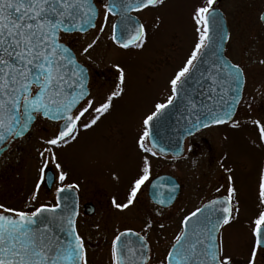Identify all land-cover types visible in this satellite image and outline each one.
Instances as JSON below:
<instances>
[{
  "label": "snow or ice",
  "instance_id": "1",
  "mask_svg": "<svg viewBox=\"0 0 264 264\" xmlns=\"http://www.w3.org/2000/svg\"><path fill=\"white\" fill-rule=\"evenodd\" d=\"M215 2L204 0L193 9L191 18L197 39L183 66L169 80L171 95L164 102L155 103L154 110L142 120V130L135 141L143 153L142 167L131 183L126 201L117 202L112 197L111 205L116 210L124 211L134 205L138 192L150 178L149 157L165 153L153 139V121L178 98L188 112V135L212 126L240 127V121L234 117L243 99L245 70L224 51L231 36L223 30V17L214 7ZM164 4L165 0H102L103 22L97 28L101 9L96 0H0V156L13 142L24 137L38 118L52 121L57 133L45 141L51 147L40 152L42 165L30 199H36L41 184L50 181L55 185L57 180L61 183L56 189L55 204H41L28 210L0 203V264H89L85 238L77 228L78 205L60 195L79 185L63 184L69 173L62 170L53 148L69 144L82 129L96 126L111 114L114 101L127 92L129 74L119 63L113 64L117 83L97 104L89 88L88 67L81 59L86 54L90 58V50L97 45L109 16L119 17L118 23L111 24L112 42L121 49L143 50L148 31L130 13ZM260 20L264 22V14ZM160 23L157 17L155 27L159 28ZM92 29L98 34L78 54L69 39ZM259 62L264 64V60ZM252 123L258 126V138L264 142V124L258 120ZM177 148L178 157L183 148L180 145ZM49 159L59 170L51 178L46 176ZM221 167L227 173L233 171L223 163ZM222 189L226 194L210 199L183 217L181 228L160 264H235L223 235L224 227L240 211L232 175L227 176L226 189L221 185L215 191L221 193ZM175 190L173 184L169 191ZM172 198L159 199L158 203L164 205ZM258 199L264 206V169L259 176ZM151 227L149 220L144 235L131 228L117 230L110 246L111 264H151L147 236ZM131 237L136 238L135 245ZM245 264H264V210L251 221V244Z\"/></svg>",
  "mask_w": 264,
  "mask_h": 264
},
{
  "label": "rangeland",
  "instance_id": "2",
  "mask_svg": "<svg viewBox=\"0 0 264 264\" xmlns=\"http://www.w3.org/2000/svg\"><path fill=\"white\" fill-rule=\"evenodd\" d=\"M203 2L204 0H165L162 7L143 11L140 19L148 31V40L143 50L134 48L125 50L115 45L108 38L112 24V18L109 16L104 32L99 33L97 45L90 50V58L87 54L81 57L108 78L100 81L96 76L92 84L94 87L92 98L97 104L105 99L117 83V73L112 67L113 64L119 63L129 74L127 92L122 98L114 101L115 106L111 114L103 117L93 128L82 129L76 140L63 147L53 148L62 170L69 173L63 184L79 185L78 188L84 192L85 200L89 197L88 179L90 175L95 174L105 179L113 197L118 198L121 193L123 183L129 179L130 160L139 152L135 141L142 130V120L154 110L155 103L164 102L171 95L169 80L183 66L197 39L191 18L193 9ZM96 3L101 9V15L97 20L98 28L103 22L102 0H96ZM215 6L223 10L228 20L231 39L227 41L226 55L233 62L240 63L246 70L243 99L236 119L253 120L259 117L263 119L262 111L253 110L255 109L253 103L257 102L258 96L264 92V64L259 62L264 60V24L260 20V15L264 11V0H223L221 3L216 1ZM157 17L161 20L159 28L155 27ZM97 34L96 29H93L73 43L80 52ZM97 87H101V91L95 90ZM104 89L108 93L101 95ZM232 131L233 136L228 134L233 144L232 155L235 157L237 153L245 163H250L254 177L252 180H245L244 183L242 181L238 183L237 180L239 216L234 228H229L223 235L227 250L234 254L235 264H245L251 244V221L260 210H264V206L257 202L253 191L258 187L257 182L261 173L260 169L256 168L258 165L255 166L260 160L261 149L258 142L250 140L247 151L243 153L238 146L244 140L239 127L233 128ZM42 135L41 124H38L30 138L21 145L23 149L16 148L0 159V203L16 209L27 207L31 210L39 204L55 202L56 189L61 185L59 181L52 193L41 184L36 199H30L35 191L43 160L39 148H30L32 145L41 146ZM226 142L231 148L228 136ZM48 147L51 146L47 145L45 148ZM49 165L54 167L50 159ZM55 170L59 171L56 168ZM235 171L239 177L242 171L237 168ZM250 176L252 177V174ZM243 177L246 178V175L241 176V179ZM244 186L248 192L244 191ZM110 241L112 240L107 239L105 244L97 245L95 239L90 244L89 264H111ZM171 243L172 240L152 238V249L156 252L151 264L163 260Z\"/></svg>",
  "mask_w": 264,
  "mask_h": 264
},
{
  "label": "flooded vegetation",
  "instance_id": "3",
  "mask_svg": "<svg viewBox=\"0 0 264 264\" xmlns=\"http://www.w3.org/2000/svg\"><path fill=\"white\" fill-rule=\"evenodd\" d=\"M145 10L133 12V15L140 19V14H142V12ZM111 18L113 24L118 17L111 16ZM88 33L84 34L83 36L87 35ZM83 36H73L69 39L70 46H72L78 54L79 51L73 42L76 43ZM108 38L111 39V27ZM83 62L89 70V88L93 97L94 87H92V84H94L96 76H98L100 81L107 80L108 78L102 72L96 71L91 64H87L85 61ZM95 90L101 91V87H97ZM107 93L108 92L105 90L101 93V95ZM98 94L100 95V93ZM258 97L259 98H257V102L253 103V106H255V109L253 110L262 111L263 119L260 117L254 118L253 120L236 119L237 113L234 119L241 122L239 132L244 140L240 145L238 144V146L242 149L243 153L244 151H247L249 144L248 141L251 140L252 142L259 143L261 157L255 166L258 165L256 168H259L261 172V170L264 169V142L259 140L258 126L254 125L252 121L258 120L261 124H264V92H261V95ZM38 124H41V132L43 133V140L41 141L42 144L40 147L37 145H32L30 149L39 148L40 152L43 151L47 146L45 141L49 138H52L57 133V126L52 121L38 118L24 137L19 138L7 147V150L4 151L1 158L6 153L13 151L16 148L20 150L23 149L24 147L21 145L30 138ZM232 130L233 128L229 127L228 125L202 128L185 139L183 151L178 157L172 154H158L156 157L150 156L149 159L151 161V174L149 181H146L141 187L140 192L137 194V199L134 202V205L130 206L129 209L124 211H119L112 207L111 199L113 195L106 186L105 179L103 177L100 178L97 174H95V176L90 175L87 183L89 187L87 192V196L89 197L87 200L84 199V192H82L79 188H75L77 190L79 199L77 228L80 234L85 238V246L87 251L90 247V244L95 239H97V245L105 244V240L107 239L112 240L117 230L123 231L126 228H131L133 231L144 235V226L149 220H151L152 227L151 229L147 230V236L149 245L151 247L152 263L154 252H156L152 249V238H161L173 241L175 235L181 228V221L185 215L189 214L191 211H194L197 207H202L210 199H213L221 194H226L223 189L221 193H217L215 189L221 185H224V189L227 188L228 175L233 176V183L238 190L239 196V186L237 185V180L238 183L241 181L244 183V181L247 179L252 180L254 177V170L251 169L250 163H245L244 160L240 158V155L237 153L235 157L232 155L233 144L231 142V138L229 137V135L233 136ZM227 136L232 144L231 148H229L227 145ZM142 155L143 153L139 151L138 155L130 160V173L128 174L129 179L125 180V183H123V187L118 198L115 197L117 202L126 201L131 183L135 178L138 177L139 173L137 170H140L142 167ZM221 163L224 164L225 168H232L233 166V173L231 174L225 172L224 168L221 167ZM48 168H52L55 171V175L57 174V171L53 166L48 164ZM236 168L242 171L239 173V177L236 175ZM251 174L252 177L250 176ZM243 175H246V178L243 177L241 179V176ZM161 176L163 177L164 181L161 185L158 183L156 184L157 187H154L153 182L155 179ZM173 184L176 185V190L174 193L169 191ZM57 185L58 180L53 186L52 190H54ZM52 190L48 192L52 193ZM244 191L248 192L245 186ZM253 191L257 197L256 200L259 203L258 187ZM169 196L174 198L164 205H160L158 203L159 199L168 200ZM238 196L237 199L240 201ZM54 203L42 204L50 205ZM40 205L41 204H39L37 207ZM238 216L239 214L237 215L236 219L224 227L223 234L226 233L229 228H234ZM86 218L88 220H86ZM161 224L164 226L163 228L160 227ZM97 225L99 227H97ZM156 264H160V261L157 260Z\"/></svg>",
  "mask_w": 264,
  "mask_h": 264
},
{
  "label": "water",
  "instance_id": "4",
  "mask_svg": "<svg viewBox=\"0 0 264 264\" xmlns=\"http://www.w3.org/2000/svg\"><path fill=\"white\" fill-rule=\"evenodd\" d=\"M221 0H218L220 2ZM219 9L220 13L222 14L223 17V30L229 33V26L227 19L223 13V11ZM264 14V11L263 13ZM261 14V15H262ZM130 15L134 16L133 14L130 13ZM136 17V16H134ZM136 19L141 23V21L136 17ZM119 17L117 18L115 23H118ZM264 23V22H263ZM213 31H215V25H213ZM226 44L224 45V51L226 52ZM191 84V82H190ZM244 90V87H243ZM243 90H242V96H243ZM199 99V97H197ZM188 116V112L185 108V104L181 99H177L174 101L172 105H170L164 112V114L158 119L153 121V127H152V133H153V139L156 140V142L165 149L164 154H172L176 155L178 148L177 145L182 146L184 145L185 139L190 136L188 135V129L190 127L189 121L186 119ZM201 129V128H200ZM199 129V130H200ZM198 130H194L192 134H194ZM191 134V135H192ZM182 152H180L181 154ZM55 175L52 169H47L46 170V176L48 178H51ZM164 181L163 177H159L155 179L153 182V185L156 184H162ZM47 189L51 190L53 187V184L49 181L45 183ZM61 196L67 197L69 203L75 201V203L79 207V201H78V194L76 189L74 188H68L64 193L60 194ZM57 202V199H56ZM63 204L64 201H61ZM133 245L137 243L135 237L130 238Z\"/></svg>",
  "mask_w": 264,
  "mask_h": 264
}]
</instances>
